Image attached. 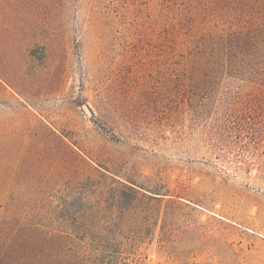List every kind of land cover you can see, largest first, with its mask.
<instances>
[{
  "label": "rangeland",
  "instance_id": "obj_1",
  "mask_svg": "<svg viewBox=\"0 0 264 264\" xmlns=\"http://www.w3.org/2000/svg\"><path fill=\"white\" fill-rule=\"evenodd\" d=\"M156 4L0 0V196L93 197L100 183L108 224L94 238L115 239L114 263L264 264V128L258 157L244 166L176 120L173 84L165 103L158 53L146 42ZM37 123L110 180L68 171L56 175L62 188L26 186L17 154L40 145ZM118 182L138 197L117 214Z\"/></svg>",
  "mask_w": 264,
  "mask_h": 264
},
{
  "label": "trees",
  "instance_id": "obj_2",
  "mask_svg": "<svg viewBox=\"0 0 264 264\" xmlns=\"http://www.w3.org/2000/svg\"><path fill=\"white\" fill-rule=\"evenodd\" d=\"M150 9L146 42L149 54L158 53L164 102L172 82L176 120L201 132L218 158L252 164L264 128V0H157ZM32 133L40 145L17 154L26 186L62 188L56 175L68 171L110 180L45 125L37 123ZM72 182L82 187V180ZM112 185L114 211L122 213L138 192ZM104 187L99 183L93 197L1 195L0 264H118L115 239L94 238L108 224L100 225L108 204Z\"/></svg>",
  "mask_w": 264,
  "mask_h": 264
},
{
  "label": "water",
  "instance_id": "obj_3",
  "mask_svg": "<svg viewBox=\"0 0 264 264\" xmlns=\"http://www.w3.org/2000/svg\"><path fill=\"white\" fill-rule=\"evenodd\" d=\"M83 110L87 115H91V111L89 110V108L87 106H83Z\"/></svg>",
  "mask_w": 264,
  "mask_h": 264
}]
</instances>
